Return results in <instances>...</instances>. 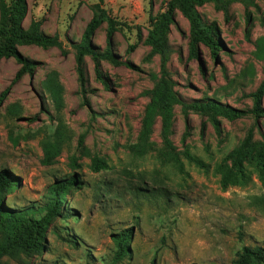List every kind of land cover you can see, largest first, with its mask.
I'll use <instances>...</instances> for the list:
<instances>
[{
    "label": "rangeland",
    "instance_id": "obj_1",
    "mask_svg": "<svg viewBox=\"0 0 264 264\" xmlns=\"http://www.w3.org/2000/svg\"><path fill=\"white\" fill-rule=\"evenodd\" d=\"M169 1L104 0L116 33L109 39L104 21L89 51L84 33L99 0H27L20 25L59 43L18 44L32 66L15 83L22 64L0 59V170L17 179L3 201L38 213L55 182L74 183L42 245L18 248L2 264H234L244 245L264 247V179L251 157L242 174L233 164L249 135L245 151L264 144V115L253 112L264 81V0L197 5L221 43L216 55L193 48L177 9L163 66L146 38ZM10 4L0 0V24ZM163 79L179 99L168 137L158 111L138 151ZM47 142L56 152L49 164ZM124 231L131 238L119 256ZM8 236L0 227V243Z\"/></svg>",
    "mask_w": 264,
    "mask_h": 264
},
{
    "label": "trees",
    "instance_id": "obj_2",
    "mask_svg": "<svg viewBox=\"0 0 264 264\" xmlns=\"http://www.w3.org/2000/svg\"><path fill=\"white\" fill-rule=\"evenodd\" d=\"M103 1L99 0L96 4V15L88 24L84 40L88 45L90 36L95 33L97 28L104 22H108V37L112 40L116 33L117 21L111 17L107 10L103 7ZM206 1L220 0H170L165 8L153 21L151 29L148 32L146 43L149 44L153 51L159 53L162 58L163 66L168 59V49L165 38L170 30L171 23L175 20L176 10L179 9L189 20L191 45L194 47L204 44L209 50L216 55L217 49L221 43L216 39L211 27L204 21L197 5H202ZM27 9V0H11V4L2 10V18L0 24V59L3 57H15L21 64L22 68L16 75L13 83H15L26 71L31 69L32 63L25 58L18 50V44H38L43 46L56 45L58 40L49 35L29 32L20 25V19L24 16ZM87 49V48H86ZM83 53V51L81 52ZM81 55L79 59H81ZM10 90L7 88L2 93L4 98ZM264 93V81L261 83L257 91L254 93L256 106L253 112L256 116L264 115V108L261 106V97ZM152 100L147 107V113L143 120V128L141 131V144L138 151L147 149V138L150 135L154 118L159 111L163 117V127L165 138L168 137V131L173 117V105L179 99L174 93L172 87L167 80H162L157 88L152 91ZM206 107L217 109L215 104H209ZM233 110L227 113L232 116ZM251 136L245 141V146L235 151V159L233 164L235 168L242 174L244 161L249 157L255 160L264 179V144L257 152L244 150L248 148ZM44 163L49 164L56 154L55 147L47 142ZM54 151V152H53ZM191 157V156H190ZM96 168H107V165L98 161ZM74 183V177L67 180H59L50 188V196L48 202L40 209L38 213H32L31 210L9 209L4 204V194L10 192L16 185L17 179L8 169L0 170V227H4L9 236L0 243V264L5 255L11 254L14 250L35 249L42 245V241L46 238L47 232L55 218L60 216L61 204L70 185ZM34 212V211H33ZM131 238V234L124 231L117 235V245L119 247L118 255L122 256L127 252V242ZM234 264H264V247L244 245L237 253V259Z\"/></svg>",
    "mask_w": 264,
    "mask_h": 264
}]
</instances>
